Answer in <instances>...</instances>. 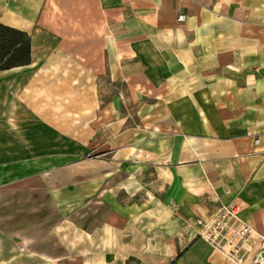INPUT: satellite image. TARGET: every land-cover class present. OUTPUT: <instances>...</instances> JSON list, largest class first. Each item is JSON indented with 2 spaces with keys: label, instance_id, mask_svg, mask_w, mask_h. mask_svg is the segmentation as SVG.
Wrapping results in <instances>:
<instances>
[{
  "label": "crops",
  "instance_id": "crops-1",
  "mask_svg": "<svg viewBox=\"0 0 264 264\" xmlns=\"http://www.w3.org/2000/svg\"><path fill=\"white\" fill-rule=\"evenodd\" d=\"M0 23L30 38L0 70V264H233L194 220L234 200L264 236V0H0ZM67 62L72 91L134 110L92 158L24 101ZM26 200L54 208L48 249L26 250Z\"/></svg>",
  "mask_w": 264,
  "mask_h": 264
},
{
  "label": "rangeland",
  "instance_id": "rangeland-1",
  "mask_svg": "<svg viewBox=\"0 0 264 264\" xmlns=\"http://www.w3.org/2000/svg\"><path fill=\"white\" fill-rule=\"evenodd\" d=\"M70 66L71 63L67 62L59 70L50 66L36 69V74L26 83L24 101L34 116L58 124L57 128L66 135L88 141L80 148L84 149L83 157L92 158L104 144L111 147L118 145L119 115L125 113L128 118H134V110H125V103H122L124 109L119 110L115 84L94 95L72 91ZM102 82L103 79H96L95 85ZM125 100L128 102V97ZM106 101L112 105L110 112L101 109ZM28 203L26 200V220H30L26 221V250L48 249L55 240L54 208L47 206L38 211V207ZM39 216L45 220L39 221Z\"/></svg>",
  "mask_w": 264,
  "mask_h": 264
},
{
  "label": "built area",
  "instance_id": "built-area-1",
  "mask_svg": "<svg viewBox=\"0 0 264 264\" xmlns=\"http://www.w3.org/2000/svg\"><path fill=\"white\" fill-rule=\"evenodd\" d=\"M183 15H178L181 20ZM258 138L253 139L256 144ZM242 206L234 200L218 206L206 217H196V236L211 246L233 264H243L249 258L251 264H264V236L255 233L253 228L241 218ZM254 239L257 247L253 249L250 241Z\"/></svg>",
  "mask_w": 264,
  "mask_h": 264
},
{
  "label": "trees",
  "instance_id": "trees-1",
  "mask_svg": "<svg viewBox=\"0 0 264 264\" xmlns=\"http://www.w3.org/2000/svg\"><path fill=\"white\" fill-rule=\"evenodd\" d=\"M30 62L29 35L0 23V70Z\"/></svg>",
  "mask_w": 264,
  "mask_h": 264
}]
</instances>
